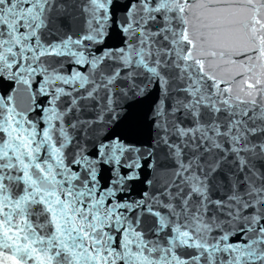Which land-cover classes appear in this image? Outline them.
I'll return each mask as SVG.
<instances>
[{
  "label": "snow or ice",
  "instance_id": "obj_1",
  "mask_svg": "<svg viewBox=\"0 0 264 264\" xmlns=\"http://www.w3.org/2000/svg\"><path fill=\"white\" fill-rule=\"evenodd\" d=\"M0 264H264V0H0Z\"/></svg>",
  "mask_w": 264,
  "mask_h": 264
}]
</instances>
